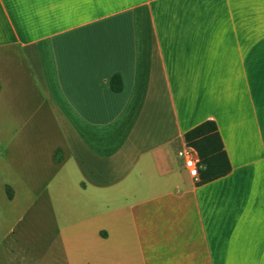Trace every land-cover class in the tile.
I'll return each mask as SVG.
<instances>
[{
  "label": "crops",
  "instance_id": "1",
  "mask_svg": "<svg viewBox=\"0 0 264 264\" xmlns=\"http://www.w3.org/2000/svg\"><path fill=\"white\" fill-rule=\"evenodd\" d=\"M0 264H264V0H0Z\"/></svg>",
  "mask_w": 264,
  "mask_h": 264
},
{
  "label": "trees",
  "instance_id": "2",
  "mask_svg": "<svg viewBox=\"0 0 264 264\" xmlns=\"http://www.w3.org/2000/svg\"><path fill=\"white\" fill-rule=\"evenodd\" d=\"M109 87L113 91L120 90L121 80L118 74L111 76ZM184 141L196 149L203 164V168L199 169L200 181L213 179L229 171L227 156L213 120H204L187 130Z\"/></svg>",
  "mask_w": 264,
  "mask_h": 264
},
{
  "label": "built area",
  "instance_id": "3",
  "mask_svg": "<svg viewBox=\"0 0 264 264\" xmlns=\"http://www.w3.org/2000/svg\"><path fill=\"white\" fill-rule=\"evenodd\" d=\"M178 155L183 159L184 166L188 170L189 175L196 178L199 169L203 167L199 155L195 148L191 145L185 144L179 151Z\"/></svg>",
  "mask_w": 264,
  "mask_h": 264
},
{
  "label": "rangeland",
  "instance_id": "4",
  "mask_svg": "<svg viewBox=\"0 0 264 264\" xmlns=\"http://www.w3.org/2000/svg\"><path fill=\"white\" fill-rule=\"evenodd\" d=\"M17 60V59H16ZM18 61V60H17ZM48 122H46L49 126H52V123H51V121H50V119L49 120H47ZM192 146V145H191ZM196 150V149H195Z\"/></svg>",
  "mask_w": 264,
  "mask_h": 264
}]
</instances>
